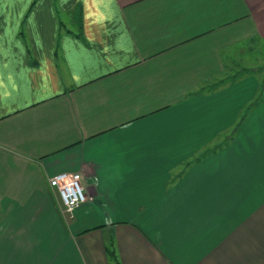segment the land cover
Returning <instances> with one entry per match:
<instances>
[{"label": "crops", "instance_id": "obj_1", "mask_svg": "<svg viewBox=\"0 0 264 264\" xmlns=\"http://www.w3.org/2000/svg\"><path fill=\"white\" fill-rule=\"evenodd\" d=\"M32 1L0 0V264H264V0Z\"/></svg>", "mask_w": 264, "mask_h": 264}, {"label": "built area", "instance_id": "obj_2", "mask_svg": "<svg viewBox=\"0 0 264 264\" xmlns=\"http://www.w3.org/2000/svg\"><path fill=\"white\" fill-rule=\"evenodd\" d=\"M49 187L54 190L62 203V210L72 214L76 207L88 200L82 184V174L58 172L47 178Z\"/></svg>", "mask_w": 264, "mask_h": 264}, {"label": "trees", "instance_id": "obj_3", "mask_svg": "<svg viewBox=\"0 0 264 264\" xmlns=\"http://www.w3.org/2000/svg\"><path fill=\"white\" fill-rule=\"evenodd\" d=\"M35 2V0L32 1L31 5L29 6L28 9L31 8V6L33 5V3ZM21 36H23L22 34V31H21ZM107 253L109 255V259L111 261V264H120L117 257H116V254H115V251L113 248H111L110 246L107 248Z\"/></svg>", "mask_w": 264, "mask_h": 264}, {"label": "rangeland", "instance_id": "obj_4", "mask_svg": "<svg viewBox=\"0 0 264 264\" xmlns=\"http://www.w3.org/2000/svg\"><path fill=\"white\" fill-rule=\"evenodd\" d=\"M18 34H19V35H21V33H20V32H18ZM24 42L26 43V41H25V40H24ZM258 64H259V63H258Z\"/></svg>", "mask_w": 264, "mask_h": 264}]
</instances>
